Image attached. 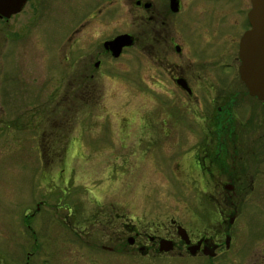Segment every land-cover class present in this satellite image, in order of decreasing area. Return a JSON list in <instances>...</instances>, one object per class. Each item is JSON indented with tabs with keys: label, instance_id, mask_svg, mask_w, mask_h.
<instances>
[{
	"label": "flooded vegetation",
	"instance_id": "flooded-vegetation-1",
	"mask_svg": "<svg viewBox=\"0 0 264 264\" xmlns=\"http://www.w3.org/2000/svg\"><path fill=\"white\" fill-rule=\"evenodd\" d=\"M48 1L25 0L18 12L7 17L0 14V25L24 10L29 27L38 22L37 16H45L37 37L54 61L62 34L60 23L55 25L57 36L52 44L40 32L50 20L58 21V12L44 13ZM110 1L104 0L102 7ZM125 5L134 17L132 32L105 34L95 19L100 9L87 11L73 23L66 38L77 42L71 43L74 59L81 58L86 66L83 73L74 71V75L86 82L99 70L100 75H109L105 64L135 45L150 70L146 79L138 78L139 91H151L153 98L149 96L148 105L126 111L118 122L122 135L112 142L118 151L105 169H118L124 175L123 198L98 199L92 189L91 197L68 208L71 219L63 214L59 223L60 228L67 224L72 241L60 245L58 264H264V237L258 240L264 236V207L256 211L258 203L245 200L249 193L262 190L256 176L264 177V170L249 167L246 162L255 156L254 145L243 146L257 136L254 143L262 149L263 158L264 100L250 95L238 76V45L250 27V0H128ZM22 33L30 37L34 32ZM120 34L130 35L131 43L113 56L106 42ZM226 75L235 81L224 85ZM213 77L221 85L211 83ZM158 94L171 103L159 104L154 99ZM57 106L61 105L57 102ZM40 115L41 121L48 117L46 110ZM246 136L248 141H244ZM73 142L74 153L79 155V137H73ZM47 148L41 153L43 159L51 155ZM142 169L149 177L163 179L168 173L179 178L182 186L192 188L193 199H127V174ZM58 175L61 183L67 180L62 166ZM42 204L26 209L24 230L15 233L25 245L17 254L10 249L6 256L0 249V264H45L44 236L31 222Z\"/></svg>",
	"mask_w": 264,
	"mask_h": 264
},
{
	"label": "rangeland",
	"instance_id": "rangeland-1",
	"mask_svg": "<svg viewBox=\"0 0 264 264\" xmlns=\"http://www.w3.org/2000/svg\"><path fill=\"white\" fill-rule=\"evenodd\" d=\"M103 1H48V9L44 13L55 15L58 12V21L50 20L40 32L43 40L52 44L57 36L55 25L60 23L62 34L56 44L54 61H50V53L41 49L38 42L37 31L45 16H37L38 22L29 27L26 26L28 11L24 10L6 25H0V103L3 104L0 110V249L5 256L10 249L15 254L22 250L25 240L15 233L24 230L22 215L26 209L40 201L43 204L31 222L44 236L45 264H58L60 255L57 251L62 243L71 245L72 241L67 224L60 228L59 223L63 214H68V219H71L68 208L78 200L91 197L92 189L98 199L123 198L124 175L118 169L109 172L105 167L109 158L118 151V146L113 147L112 142H118V136L122 135L118 128L121 116L126 111L137 110L139 105H148L146 101L150 100L151 91L141 92L137 85L139 77L145 78L150 73L146 69L148 60L140 59V51L133 45L121 57L105 64L109 75L102 76L99 70L88 82L78 80L74 71L81 74L86 66L81 58L74 59L76 56L71 43L77 42L66 38L73 23L92 9H100L101 13H95V19L104 26L105 34L134 31V17L125 5L128 0H111L102 7ZM75 8L77 13L73 12ZM29 29L31 34L34 33L23 37V30ZM77 45L81 46L80 43ZM151 70L155 74L156 70ZM211 71L218 75L214 67ZM209 80L221 85L215 77ZM234 81L226 75L222 82L225 85ZM155 96L159 104L171 103L161 94ZM57 102L61 106L55 107ZM44 110L48 117L41 121L43 115L40 113ZM247 136L244 141L249 140ZM73 137H79V155L74 153L76 144L71 143ZM257 139L256 136L254 140ZM253 143H243L244 147L254 145L255 150V156L245 162L252 169L263 171L262 149ZM257 143L262 144L261 140ZM48 146L51 155L43 159L41 153L45 148L48 151ZM61 166L67 174L63 183L58 175ZM147 175L145 169L127 174V199H193L192 188L182 186L179 178L175 180L168 173L164 174V180L156 175ZM256 179L262 190L257 189L259 192L255 193L258 196L249 193L245 200L247 204H259L255 206L257 210L255 207L251 210L263 211L264 177L259 174ZM157 181H161L160 185ZM254 218L253 215L252 220ZM11 232L14 235L11 236ZM258 237L262 242L264 236Z\"/></svg>",
	"mask_w": 264,
	"mask_h": 264
},
{
	"label": "water",
	"instance_id": "water-1",
	"mask_svg": "<svg viewBox=\"0 0 264 264\" xmlns=\"http://www.w3.org/2000/svg\"><path fill=\"white\" fill-rule=\"evenodd\" d=\"M25 0H0V14L9 16L20 10ZM250 24L238 45V76L247 92L264 100V0H250L247 13ZM113 56L130 45L131 36L120 34L106 42Z\"/></svg>",
	"mask_w": 264,
	"mask_h": 264
}]
</instances>
